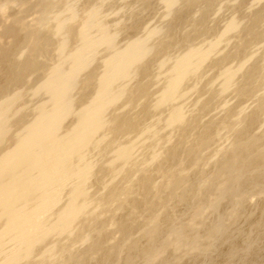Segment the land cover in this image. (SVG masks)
Segmentation results:
<instances>
[{
  "label": "bare ground",
  "instance_id": "obj_1",
  "mask_svg": "<svg viewBox=\"0 0 264 264\" xmlns=\"http://www.w3.org/2000/svg\"><path fill=\"white\" fill-rule=\"evenodd\" d=\"M0 264H264V0H0Z\"/></svg>",
  "mask_w": 264,
  "mask_h": 264
}]
</instances>
